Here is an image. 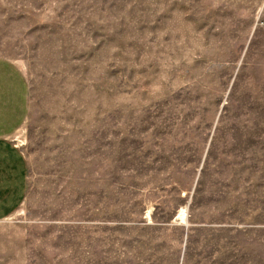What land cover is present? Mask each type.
Wrapping results in <instances>:
<instances>
[{
  "label": "rangeland",
  "instance_id": "1",
  "mask_svg": "<svg viewBox=\"0 0 264 264\" xmlns=\"http://www.w3.org/2000/svg\"><path fill=\"white\" fill-rule=\"evenodd\" d=\"M0 2L44 14L0 15L30 101L0 264H264V0Z\"/></svg>",
  "mask_w": 264,
  "mask_h": 264
},
{
  "label": "crops",
  "instance_id": "2",
  "mask_svg": "<svg viewBox=\"0 0 264 264\" xmlns=\"http://www.w3.org/2000/svg\"><path fill=\"white\" fill-rule=\"evenodd\" d=\"M22 10L0 8V15H44ZM261 10L262 7L255 15H263L260 23L264 25ZM29 103V84L20 65L0 56V221L19 209L28 190V163L15 137L29 116Z\"/></svg>",
  "mask_w": 264,
  "mask_h": 264
},
{
  "label": "built area",
  "instance_id": "3",
  "mask_svg": "<svg viewBox=\"0 0 264 264\" xmlns=\"http://www.w3.org/2000/svg\"><path fill=\"white\" fill-rule=\"evenodd\" d=\"M262 23L264 24V21Z\"/></svg>",
  "mask_w": 264,
  "mask_h": 264
}]
</instances>
